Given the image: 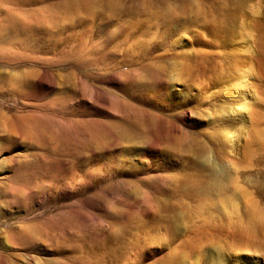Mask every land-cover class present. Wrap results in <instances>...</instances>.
Here are the masks:
<instances>
[{
	"label": "rangeland",
	"instance_id": "obj_1",
	"mask_svg": "<svg viewBox=\"0 0 264 264\" xmlns=\"http://www.w3.org/2000/svg\"><path fill=\"white\" fill-rule=\"evenodd\" d=\"M114 1L0 0V264H264V0Z\"/></svg>",
	"mask_w": 264,
	"mask_h": 264
},
{
	"label": "bare ground",
	"instance_id": "obj_2",
	"mask_svg": "<svg viewBox=\"0 0 264 264\" xmlns=\"http://www.w3.org/2000/svg\"><path fill=\"white\" fill-rule=\"evenodd\" d=\"M105 1V3L107 4V5H114L115 4V1L114 0H104ZM81 5V7L83 6V4H80ZM67 10V7L64 9V11H66ZM233 79H234V77H233ZM236 80H235V82L233 83V86H232V88L231 89H234V92H236V94L237 95H239V93L241 92L240 91V89H242V88H244L245 87V83H246V81L243 79V78H240V77H236L235 78ZM158 84H159V86L161 87V86H163L164 85V83H162V82H159L158 81ZM234 87V88H233ZM235 94V95H236ZM221 100H222V102H224L225 100H227V101H229V102H227L226 103V107L224 108V107H220L219 109H218V112L221 114V113H225V111L227 112V123L225 124V130H223L224 131V135H225V137H232L231 136V132H232V130L234 129L233 128V126L230 124V121H232L234 118H237L238 117V115L240 114V112H238L239 111V109L241 108V106H240V104L238 103V102H235L234 103V101H233V98H234V96L231 94H226V93H224L222 96H221ZM230 98H232V99H230ZM239 98H240V100H242V98H241V96L239 95ZM190 103V101H185V99L182 101V103H181V105H180V107H179V115H180V117H181V120H182V122L184 123V124H186V125H188L189 124V118L191 117V113H190V109H189V107H185L184 105H188ZM222 119H224V118H222ZM230 119V120H229ZM226 122V121H225ZM219 131V130H218ZM221 132V131H220ZM231 139V138H230ZM140 164V166L142 165L143 166V164L142 163H139ZM143 168H144V166H143ZM214 177H216V175H213V177H211L212 179V181H211V185L214 183L213 182V178ZM218 178V177H217ZM216 179V178H215ZM219 179V178H218ZM217 180V179H216ZM215 183H216V181H215ZM217 184V183H216ZM214 185V184H213ZM212 185V186H213ZM215 186V185H214ZM195 244V243H194ZM172 254V253H171ZM182 254V253H181ZM178 255V254H177ZM174 256V255H173ZM176 264L178 263V264H181V262H183V261H185V259L183 258V254L179 257V255H178V258H176ZM174 261V262H175ZM209 264H225L224 263V260L223 259H221V258H219L218 260H215V254L214 253H212V257H211V261H210V263ZM252 264H260V263H252Z\"/></svg>",
	"mask_w": 264,
	"mask_h": 264
}]
</instances>
